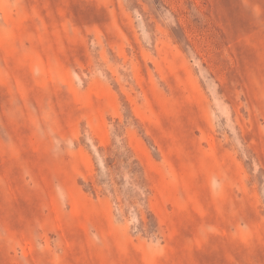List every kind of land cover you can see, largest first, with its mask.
Here are the masks:
<instances>
[{"label": "rangeland", "instance_id": "1", "mask_svg": "<svg viewBox=\"0 0 264 264\" xmlns=\"http://www.w3.org/2000/svg\"><path fill=\"white\" fill-rule=\"evenodd\" d=\"M0 264H264V0H0Z\"/></svg>", "mask_w": 264, "mask_h": 264}]
</instances>
